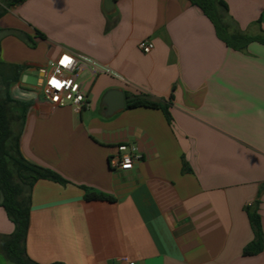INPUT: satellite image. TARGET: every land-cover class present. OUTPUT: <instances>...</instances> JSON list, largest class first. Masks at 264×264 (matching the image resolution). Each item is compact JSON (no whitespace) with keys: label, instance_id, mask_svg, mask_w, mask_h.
Listing matches in <instances>:
<instances>
[{"label":"crops","instance_id":"crops-1","mask_svg":"<svg viewBox=\"0 0 264 264\" xmlns=\"http://www.w3.org/2000/svg\"><path fill=\"white\" fill-rule=\"evenodd\" d=\"M223 1L230 34L264 37V0ZM0 34V69L21 71L10 93L29 103L21 152L68 181L41 179L32 189V260L264 264V249L243 256L255 238L247 207L257 208L264 233V42L227 44L190 0H115L110 14L104 0H25L0 17ZM143 39L154 42L148 54ZM63 52L102 69L84 71L81 112L53 108L40 83L23 81L41 78ZM111 90L125 106L106 116ZM141 94L168 104L170 120L126 107ZM121 144L141 156L131 170L110 165ZM82 187L115 200L87 201ZM14 231L0 206V245ZM0 264H12L1 246Z\"/></svg>","mask_w":264,"mask_h":264},{"label":"trees","instance_id":"trees-1","mask_svg":"<svg viewBox=\"0 0 264 264\" xmlns=\"http://www.w3.org/2000/svg\"><path fill=\"white\" fill-rule=\"evenodd\" d=\"M25 0H0V17L5 15L10 6ZM199 7L214 23L220 37L227 44H244L249 40L264 42V37H249L244 34H230L224 23V15L228 13V6L223 0H190ZM41 38L43 35L37 33ZM231 42V43H230ZM244 47V46H242ZM20 70L13 67L9 73L0 69V81L5 86V96L0 95V206H2L15 225L11 235H5L1 242V251L12 264H40L32 260L27 253V235L31 219L32 189L38 180L46 179L60 184H67L56 172L29 162L20 149V138L24 128L28 102L15 99L10 93V85L19 80ZM127 108L146 107L160 109L170 120L169 105L151 100L146 94L127 96ZM14 123H18L19 131H15ZM87 201L106 200L115 198L93 189L82 187ZM249 221L255 238L243 249V256L260 254L264 249V233L261 226V217L257 208L247 207ZM52 264H64L55 262Z\"/></svg>","mask_w":264,"mask_h":264},{"label":"built area","instance_id":"built-area-1","mask_svg":"<svg viewBox=\"0 0 264 264\" xmlns=\"http://www.w3.org/2000/svg\"><path fill=\"white\" fill-rule=\"evenodd\" d=\"M139 49L148 54L155 45L151 39H143L138 44ZM48 70L42 69L41 87L42 98L48 101L53 108L71 106L77 112L88 107L87 94L84 82L80 79L84 71L98 75L102 69L93 59L72 52H63L56 59L50 60ZM55 81L60 86L53 84ZM116 153L110 158V165L115 169L131 170L141 156L137 154L134 146L121 144ZM128 262L127 258H124Z\"/></svg>","mask_w":264,"mask_h":264},{"label":"water","instance_id":"water-1","mask_svg":"<svg viewBox=\"0 0 264 264\" xmlns=\"http://www.w3.org/2000/svg\"><path fill=\"white\" fill-rule=\"evenodd\" d=\"M105 11L110 14L115 10V0H104ZM23 81L28 83L38 84L41 83V78L31 77L29 75L23 76ZM103 103L106 106V116H111L115 112L121 110L125 106V97L122 91L111 90L104 99Z\"/></svg>","mask_w":264,"mask_h":264},{"label":"rangeland","instance_id":"rangeland-1","mask_svg":"<svg viewBox=\"0 0 264 264\" xmlns=\"http://www.w3.org/2000/svg\"><path fill=\"white\" fill-rule=\"evenodd\" d=\"M1 36H2V34H0V39H1ZM45 69L48 70V67H46ZM87 78H88V74H87V72H83V73L81 74L80 79H81V80H84V79H87ZM87 85L89 86L90 83H88ZM10 90H11V89H10ZM12 93H13V92H12ZM0 95H1L2 97L5 96V88H4L3 84L1 83V81H0ZM13 95L16 96L14 93H13ZM19 128H20L19 124H18V123H14V129H15L16 132L19 131Z\"/></svg>","mask_w":264,"mask_h":264},{"label":"snow or ice","instance_id":"snow-or-ice-1","mask_svg":"<svg viewBox=\"0 0 264 264\" xmlns=\"http://www.w3.org/2000/svg\"><path fill=\"white\" fill-rule=\"evenodd\" d=\"M53 84L56 85L57 87H59L60 85L57 84L55 81H53Z\"/></svg>","mask_w":264,"mask_h":264}]
</instances>
